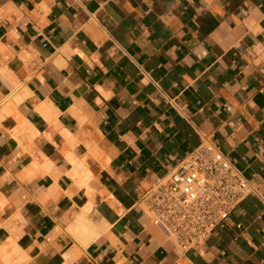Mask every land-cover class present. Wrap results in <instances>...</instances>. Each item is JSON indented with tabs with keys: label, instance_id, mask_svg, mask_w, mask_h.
I'll list each match as a JSON object with an SVG mask.
<instances>
[{
	"label": "crops",
	"instance_id": "obj_1",
	"mask_svg": "<svg viewBox=\"0 0 264 264\" xmlns=\"http://www.w3.org/2000/svg\"><path fill=\"white\" fill-rule=\"evenodd\" d=\"M203 135L254 191L183 247L137 195ZM0 264H264V0H0Z\"/></svg>",
	"mask_w": 264,
	"mask_h": 264
},
{
	"label": "built area",
	"instance_id": "obj_2",
	"mask_svg": "<svg viewBox=\"0 0 264 264\" xmlns=\"http://www.w3.org/2000/svg\"><path fill=\"white\" fill-rule=\"evenodd\" d=\"M254 187L234 159L206 135L137 201L167 237L197 247Z\"/></svg>",
	"mask_w": 264,
	"mask_h": 264
}]
</instances>
